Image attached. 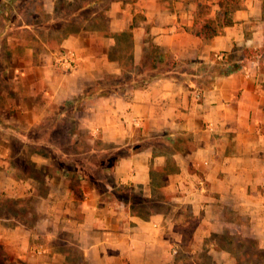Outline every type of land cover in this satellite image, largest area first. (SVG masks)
Returning <instances> with one entry per match:
<instances>
[{
	"label": "crops",
	"instance_id": "1",
	"mask_svg": "<svg viewBox=\"0 0 264 264\" xmlns=\"http://www.w3.org/2000/svg\"><path fill=\"white\" fill-rule=\"evenodd\" d=\"M207 3L211 9L200 16L199 0H25L7 5L15 14L7 27L0 13V77L11 81L13 110L2 121L53 127L73 114L78 129L99 133L89 141L104 147L84 152L107 156L95 162L100 171L108 159L114 162L103 191L96 188L102 179L81 167L74 187L61 165L58 175L35 165L45 168L40 179L18 178L15 163L0 169V188L15 206L43 182L49 188L39 196L49 205L44 220L61 218L66 233L58 244L54 234L40 244L33 224L17 213L0 216L4 263L177 264L175 254L189 252L196 264L202 253L215 264H235L232 250L219 242L234 234L264 251V0ZM203 25L215 30L212 38L194 33ZM125 32L139 69L128 71V80L121 79L124 56L114 54L124 51L119 37ZM150 44L179 64L134 86L159 72L144 64ZM62 51L73 53L69 69L59 60ZM221 54L239 67L213 76L212 55ZM183 64L191 69H178ZM106 80L114 81L74 109L85 90ZM127 185L146 198L164 194L154 202L169 210L134 211L112 190ZM177 209L185 213L177 217Z\"/></svg>",
	"mask_w": 264,
	"mask_h": 264
},
{
	"label": "rangeland",
	"instance_id": "2",
	"mask_svg": "<svg viewBox=\"0 0 264 264\" xmlns=\"http://www.w3.org/2000/svg\"><path fill=\"white\" fill-rule=\"evenodd\" d=\"M3 3L4 5L6 4V2ZM17 6L19 7L18 4ZM63 6H65L64 3ZM73 7H75V5H73ZM73 7H65V9L68 8L67 10L72 11ZM198 8L201 16V12L205 9L207 10V8L208 10L211 9V5L207 3V0H199ZM8 13L12 15L13 12L9 10ZM34 15L38 21L45 20V18L39 17L37 13ZM98 22L99 26L104 25V22L100 18ZM119 41L123 43L122 45L124 51H122V53H117L115 50L114 54L118 56H124L123 65L127 73L124 74L121 79L128 80L131 77L128 76L129 72L131 73L136 71L135 74H137L139 69L138 67L135 68L132 65L130 59L131 52L128 50V45L130 44L128 33L120 36ZM157 57L158 56L154 54V50L150 49L149 46V50L144 55V64H147L148 69L151 70L153 68V63L151 61ZM166 63V60H164L163 63L158 61L155 67L164 70L165 68H168ZM188 68H190V66L187 67L185 64L178 66V69ZM199 68H203L205 70L207 69V71L211 70V67L206 68L205 65H200ZM138 79H140V77ZM110 81L114 80H106L103 82V84L105 85ZM115 81H117V79H115ZM11 85V81L8 77H0V169L4 168L5 165L9 166L10 164L15 163L19 166V170L17 172L18 178L36 176L38 179H40L42 176H44L45 168L43 167L38 169L35 167V165H48L50 168V173L53 175H58L57 165H61L63 169L66 170L69 175H71L73 180L71 186L74 187V185L78 184V173L80 175L79 169L81 167L83 168L82 173L87 174L88 177L90 175L92 179H102L101 182H96L97 190L103 191L104 189H109L105 188L107 187L106 181L108 182L110 177L109 171L114 162L112 161V158L108 159L107 169L100 171V168L95 164V162L100 164L99 162H101V159L104 161L103 158L107 156L105 154L97 155L96 153L84 152L91 147H104L99 141H89L90 136L96 137L99 135V133L97 132V134H92L90 131L88 132L86 130L78 129L76 125L77 121L75 120L73 114L71 116H65L61 123L53 125V127H51L48 123L43 122L32 125L28 127V129H23L19 126L17 127L13 124L2 121L4 120V116L7 117L13 111H11L10 106L7 105V99L10 94L9 92ZM94 90L95 89H90L89 93L96 92ZM89 93L86 94L89 95ZM82 105L83 98H81V100H77L74 109L81 108ZM71 106H73V103ZM68 107L70 106L68 105ZM49 119H51V117H48V120ZM90 143L94 144L92 145ZM123 150L115 151V155L122 153ZM88 177H86L87 180L89 179ZM39 182L40 183L37 184L38 193L22 198L23 204L18 206H15L9 201L7 196L8 190L0 188V216L17 213L19 218L26 220L30 224H33L35 230L38 232L35 241H38L40 244H45L48 240L46 238L47 235L54 234L51 241L54 244H58V236L66 237V233L61 231V218L56 217L49 220H44L46 209L49 205L45 202L42 203L39 196L41 194L44 195L49 188H46L43 185V182ZM21 183L23 184L24 182ZM22 191L23 193H26L27 189L24 188ZM78 194H80L78 195L80 198H83V194ZM75 205H77L76 201ZM164 207L167 208L166 211L169 210L168 204H162L161 208L159 206L160 209ZM175 212H177V217H180L183 215V213H185L183 209H177ZM186 212L189 211L186 210ZM184 238L183 250H186V247L189 245L190 236L185 235ZM219 242L221 245L232 250L231 254L235 259V264H264V251L257 250L254 243L249 241V239L247 240L239 237V235L234 234L231 238L226 236L220 237ZM175 258L177 264H196L191 262L192 258L189 256V252H182L181 254L176 253ZM198 261V264H215L207 253H202Z\"/></svg>",
	"mask_w": 264,
	"mask_h": 264
},
{
	"label": "trees",
	"instance_id": "3",
	"mask_svg": "<svg viewBox=\"0 0 264 264\" xmlns=\"http://www.w3.org/2000/svg\"><path fill=\"white\" fill-rule=\"evenodd\" d=\"M16 0H6V5H4V3L0 0V8H1V14H6L5 15V27H7L10 22L14 19L15 14L10 15L8 13V6H10V4H20V2L25 1V0H18V2H15ZM38 3V0H32ZM38 5V4H37ZM18 8V7H17ZM35 14V13H34ZM230 22L229 20H226V23ZM126 33V32H125ZM124 33V34H125ZM196 35L198 36H206L207 38H212L214 36V34L216 33L215 30L213 29H209V27L207 25H203L200 30L198 29L197 31L194 32ZM150 49L154 50V54L156 56H158L155 59H152V63H153V68L152 69H157L158 67H155L156 63L153 61L155 60L156 62H162L164 60L167 61V66L168 68H165L164 70L159 69V72L156 73H152L149 74L147 76H142L138 81L136 80L133 85H142L145 82H147L148 80L156 77L159 74H162L164 71H167L171 68H174L176 65H178L179 63H177V61L173 60V59H167L166 57L163 56V54H161L159 52V50H157V47L153 44H150ZM212 59H214V62L216 63L215 66H213L214 68L210 71L212 73L213 76H222V75H227L229 73H231L232 71L236 70L239 65L236 63V61H232L229 58V55H225L223 54V57L221 59H218L216 57H213L212 55ZM124 80V79H123ZM111 85H118V82H112L110 83ZM106 87V85L104 84H100L98 86L97 89H95L94 91L96 92H92L89 93L90 89L85 90V92L83 93V95L79 96L75 102H77V100H81V98H87L90 95H94L96 93H99L101 90V88ZM108 87V86H107ZM106 93V91H104ZM86 93H89V95H87ZM101 93V92H100ZM87 95V96H86ZM113 192L117 195V197L121 198L125 203L129 204L130 208L133 209L134 211H139V209L141 210L142 208L144 210H153V209H158L159 206L161 208L162 203H155L154 200L157 201H162L163 198L165 197L164 194L162 193H157V195H155V197L153 198H146L145 196L142 195L141 190H137L135 189V187L133 186H113L112 188ZM111 193V192H110ZM159 201V202H160ZM140 212V211H139ZM248 240V239H247ZM250 241V240H249ZM252 242V241H251ZM253 243V242H252ZM0 264H6V262L4 263V260L2 259L1 255H0Z\"/></svg>",
	"mask_w": 264,
	"mask_h": 264
},
{
	"label": "built area",
	"instance_id": "4",
	"mask_svg": "<svg viewBox=\"0 0 264 264\" xmlns=\"http://www.w3.org/2000/svg\"><path fill=\"white\" fill-rule=\"evenodd\" d=\"M59 60L61 63H66L68 66V69L71 67L72 65V58H73V53L71 51H62V52H59ZM219 58H222L223 55H219L218 56Z\"/></svg>",
	"mask_w": 264,
	"mask_h": 264
}]
</instances>
